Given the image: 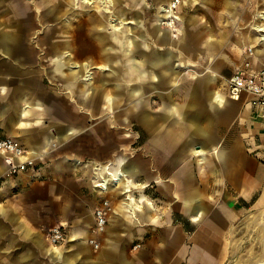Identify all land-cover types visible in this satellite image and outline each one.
I'll return each mask as SVG.
<instances>
[{
	"label": "crops",
	"instance_id": "obj_1",
	"mask_svg": "<svg viewBox=\"0 0 264 264\" xmlns=\"http://www.w3.org/2000/svg\"><path fill=\"white\" fill-rule=\"evenodd\" d=\"M26 3V9L16 10L15 0H0V136L19 139L32 153L42 155L51 146L54 135L41 126L47 107L37 93L40 85L30 80L31 50L35 48L38 57L51 50V59L61 49L68 50L73 39L56 29L54 34L46 32L33 37L41 21L36 19L37 12L29 0ZM42 22L46 23L45 16ZM90 24L95 32H88ZM103 25L104 22L90 14L77 19L74 40L102 46L87 50L106 63L113 56L103 45L108 40L99 32ZM148 35L164 45L172 40L156 29H151ZM112 40L123 49L121 55L126 59L115 70L108 68L105 72L106 66L89 60L78 62L76 55L72 61L68 51L64 64L74 63V74L71 67L69 74L65 73L64 64L56 59L53 64L56 72L74 87L75 103H78L75 96L82 93L79 104L90 107L96 95L108 109L109 140L124 133L123 139L128 141L130 132L138 127L144 129L150 140V168L143 161H128L123 156L105 164L113 174L122 173L124 177L115 189L111 188L115 191L114 201L106 229L97 237L98 249L87 241L95 237L93 204L84 203V196L78 195L79 174L86 172V166H65L58 158L36 172L3 180L0 182V264H227L232 256L234 225L248 211L246 205L253 202L256 188L262 186L259 174L264 172V166L259 159L264 158V147L256 144L255 139L264 141V112L252 107L245 96L239 101L229 99L227 86L224 93L215 90L211 85L215 74L208 69L195 73L185 67L180 71V63H176L179 60L172 63L170 53L143 51V47L150 46L142 33L130 50L124 49L122 33H115ZM255 40L256 69L264 60V41L259 44V37ZM41 62L37 58L38 66ZM125 64L127 68L123 69ZM92 69L101 71L96 92L92 78L82 80ZM238 69L239 66L233 74ZM188 72L195 73L199 82L186 90L181 85V75ZM151 94L159 97L158 110H153ZM173 96L180 98L181 104H173ZM197 99L198 105H193ZM207 108L213 110V115H203ZM131 116L138 126L132 125ZM210 117L212 123L226 128L233 125L238 130L245 126L246 132L241 133L240 141L236 136L219 147L222 133L208 134L202 124ZM71 132L65 130L61 138ZM192 156L198 158L194 163ZM44 159L40 158L37 165ZM68 182L76 195L74 218L68 217L69 207L62 205L68 203L63 201ZM149 187L157 198L146 195ZM87 189L88 195H102L89 185ZM51 200L59 201L58 210L47 211L46 204ZM40 205L44 209L38 208ZM257 205H264V198ZM31 207L41 214L40 219H45L43 214L53 219L54 227L67 226L71 234L68 242H74L64 243L65 240L60 245H50L40 231L39 227L43 226L31 220Z\"/></svg>",
	"mask_w": 264,
	"mask_h": 264
},
{
	"label": "rangeland",
	"instance_id": "obj_2",
	"mask_svg": "<svg viewBox=\"0 0 264 264\" xmlns=\"http://www.w3.org/2000/svg\"><path fill=\"white\" fill-rule=\"evenodd\" d=\"M75 1L29 0L31 8L37 12L36 19L41 21V26L34 30L32 36L37 38L43 36L46 32L47 35H51L54 34L56 29L69 39H74V22L76 25L77 19L82 20L88 14L90 16L94 15L98 21L104 22L103 28L99 32L108 37V40L103 45L106 46L107 53L113 57L111 61H108L107 58L105 63L102 61L103 58L91 54L87 50L88 47L92 48L93 46L100 48V45L95 42L93 44L89 41L78 39L71 41L68 50L61 49L55 55H51L53 56L51 57L52 60L49 56L52 54L51 50L45 55L41 53L38 57V52L32 47L30 65L33 67L30 80L33 84L40 85V90L37 93L43 97L47 107L46 118L42 119L41 126H46L48 134L51 133L50 135L53 134L54 136L51 146L42 151L40 158H45L43 162L37 165L40 159L38 158L36 165L30 168V171L27 170L28 172L24 173L36 172L45 164L52 163L58 158L62 160L65 166H86L84 167L86 172L79 174L81 181L79 182V187L82 192L79 191L78 195L84 196V203L93 204V215V209L103 199H107L110 207H112L114 201L113 193L115 192L112 190L115 189L114 186L109 183L110 188L106 194L95 196L97 188L94 185L97 181V171L93 166L112 163L116 158L123 156L128 161H143L144 166L150 168V140L141 127L130 132L132 136L128 141H124V133L115 134L114 139L109 140L106 134V126L109 122L108 109L102 105L101 101H98L96 95L92 97L93 101L90 107L84 108L79 104L83 99L82 93L75 96L78 101V103H75L74 87H71L70 83L66 82L59 72H56L53 64V62L55 63L54 60L56 59L64 64L66 62L65 58L68 56L66 51H68L72 61H74V55H76L75 59L78 62L89 60L96 65L106 66L105 72H108V68L115 70V68L121 66L122 62H126V59L121 55L123 49L118 47L112 37L115 33H122L124 36V49L130 50L142 33L150 46L149 49L143 47V51L158 54L170 53L172 63L175 60H179L176 63H180V71L185 67H190L195 73L205 72L208 69L215 74L214 83L211 85L215 90L224 93L227 80L236 67L240 66L245 57L246 48L257 43L255 38L258 37V33L253 28L258 24L256 20L257 14L264 12V0H179V2H177L178 0H107L112 3L108 9L110 10L109 13L103 8L100 0H91V4H84V6H82L80 1L78 3ZM169 1L171 3L173 1L177 2L174 11L178 20L174 21L172 27L163 24L164 21H168L163 9L171 4H168ZM15 2L16 10L26 9L28 6L26 0H15ZM19 2L20 6L17 7ZM44 16L46 23L42 22L44 21ZM55 24L57 27L54 26ZM87 28H89L88 32H95L93 24H90ZM151 29L160 30L168 34L172 39L169 45H164L157 40L151 39L148 35ZM94 36L96 35L94 34ZM37 58L42 61L39 66L37 65ZM70 67L72 68L71 73L74 74V63L71 66L68 63L64 64L63 71L69 74ZM125 68H127L126 64L123 69ZM91 72H86L82 76V80L89 81L92 78V84L95 87L94 92H96L101 71L92 69ZM195 73L188 72L181 75V85L186 90L189 86L199 82ZM179 89L183 88L179 87ZM151 98H153V101ZM149 100H151V104L153 102V110L160 108V101L157 95L151 94ZM173 104H181L180 98L173 96ZM192 104L198 105V99ZM76 105H80L77 107L79 109L74 108ZM205 114H207V117L208 115H213V110L207 108L203 115ZM211 118H208L202 124L208 134H218L217 136H219L222 133V139L219 138V147H224L227 139L235 138L236 136H238L240 141L241 133L246 132L245 126L238 128V130L233 125L226 128L212 123ZM130 119L132 125L138 126L132 116ZM67 129L72 130V132L66 135L65 138H61ZM259 140V138H256L255 143L264 147V141ZM244 142L246 141L244 140ZM197 160V157H191L192 163ZM259 160L264 166V158ZM259 179L262 181V186L256 188L253 202L246 205L247 209L249 208L248 211H245V215L240 217L234 225L235 229L232 235L233 248L230 253L232 256L227 264H258L262 253H264V231H262L260 225L262 219H264L262 217L264 205L261 207L257 205L258 201L264 198V172L259 174ZM88 185L96 194L88 195ZM67 186L68 188L64 189L66 192L64 193L63 201L68 203H63L62 205L69 207L68 217L74 218V197L76 195L71 192L72 187H70L69 182ZM151 189L150 187L147 188L146 195L149 198H157L156 195L150 192ZM27 200H29V204L32 201L31 198ZM46 205L48 206L47 211L50 212L58 210L61 206L59 201L56 202L54 200H51ZM31 208V220L43 226L39 228L47 238L49 230L54 227V224H51L54 220L47 219V214H43L44 220L40 219L41 214L38 213L37 209ZM38 208L44 209V205H40ZM65 229L67 238L64 243L74 242H68L71 234L67 226H65Z\"/></svg>",
	"mask_w": 264,
	"mask_h": 264
},
{
	"label": "built area",
	"instance_id": "obj_3",
	"mask_svg": "<svg viewBox=\"0 0 264 264\" xmlns=\"http://www.w3.org/2000/svg\"><path fill=\"white\" fill-rule=\"evenodd\" d=\"M177 2L173 1L168 7L163 9L166 13V20H168L163 22L166 26L172 27L174 21L178 20L174 11ZM256 20L258 24L253 30L260 35L261 31L259 30L264 26V14L262 12L258 13ZM259 44H262V41ZM255 53L254 46H248L246 48L245 57L239 69L227 80L228 97L233 101H239L242 96H245L252 107L264 112V60L255 69L253 63ZM41 156L32 153L30 148L24 145L19 139L0 136V167H3V170L0 171V182L16 178L23 174L34 167L36 160ZM96 171L97 181L95 185L98 184L96 186L97 191L104 194L109 190V184L106 187L100 170ZM110 212L111 207L107 199H103L93 210V233L95 237L87 241L94 249H98L100 246L97 237L105 231ZM66 238V230L61 226L51 228L47 235L48 243L52 246L60 245Z\"/></svg>",
	"mask_w": 264,
	"mask_h": 264
},
{
	"label": "bare ground",
	"instance_id": "obj_4",
	"mask_svg": "<svg viewBox=\"0 0 264 264\" xmlns=\"http://www.w3.org/2000/svg\"><path fill=\"white\" fill-rule=\"evenodd\" d=\"M77 3L80 1L82 6H84V4H91L90 1L91 0H76ZM75 1V2H76ZM179 1V0H178ZM101 2V5L103 6V8L106 10V12H110L109 7L112 5V3H110L109 1L107 0H100ZM171 3V1L168 2V4ZM86 6V5H85ZM102 8V7H101ZM34 13V12H33ZM262 14H264V12H262ZM118 31V30H117ZM260 35H259V39L261 41H264V26H262ZM69 32V31H68ZM162 33V32H161ZM165 33V32H163ZM74 34V33H73ZM165 35V34H164ZM53 36V35H52ZM73 38V37H72ZM72 40V39H71ZM74 40V39H73ZM50 41V40H49ZM84 41V40H83ZM107 41V40H106ZM102 47V46H101ZM89 77V75H88ZM115 96V95H114ZM95 170H100V173H101V176L103 177V182L104 184L106 185V187H108V184H112L113 186H116L119 181L121 180L122 177H124V175L122 173H118V174H113L108 166H105V165H95L93 166ZM127 180V179H126ZM132 182V181H131ZM98 185V184H97ZM95 185V188L96 186ZM128 189V188H127ZM262 217H264V213H262ZM261 227H262V231H264V219H262L261 221ZM258 264H264V253H262V256H261V259L258 261Z\"/></svg>",
	"mask_w": 264,
	"mask_h": 264
}]
</instances>
